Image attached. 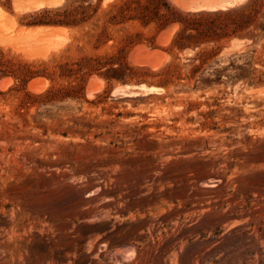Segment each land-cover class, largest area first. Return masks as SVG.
<instances>
[{"label": "rangeland", "instance_id": "rangeland-1", "mask_svg": "<svg viewBox=\"0 0 264 264\" xmlns=\"http://www.w3.org/2000/svg\"><path fill=\"white\" fill-rule=\"evenodd\" d=\"M177 1L0 0V264H264V37Z\"/></svg>", "mask_w": 264, "mask_h": 264}, {"label": "trees", "instance_id": "trees-1", "mask_svg": "<svg viewBox=\"0 0 264 264\" xmlns=\"http://www.w3.org/2000/svg\"><path fill=\"white\" fill-rule=\"evenodd\" d=\"M163 6L166 9H170V6L167 3H163ZM58 9H42L34 14L36 16H44L49 14H58ZM195 15H209L215 16L218 18H223L222 21L220 19L221 24V37H238V38H253L254 36L250 33L251 28L259 29L262 32V36L264 37V0H248L245 4L240 6L229 8L226 10H215V11H200L197 13H187L186 16H195ZM261 18V21L258 19ZM179 20H172L171 22ZM38 23H53L50 21H41ZM169 21L163 20L159 24L160 26H165ZM182 24V23H181ZM187 26L182 24V28L173 38L170 48L176 47L179 51H183L186 48L190 47V44L185 42L193 39V35H185L184 32ZM247 31V32H246ZM246 32V33H244ZM185 37V38H184ZM264 48V46H263ZM216 53L213 50H203L197 53L194 57L188 58L184 63H174L170 62L166 64L160 71L153 73V76L157 77V82L155 85L159 87H167L170 83H174L175 81H185L186 84H193V88L198 87H207L213 83H219L223 72L226 69L221 71L212 70L208 72V77L204 78L202 75L204 74V65L207 63V60L212 58ZM0 65L2 63L0 62ZM247 68L239 67V72L235 76L239 79H248L249 82L252 83H260L264 81V72L260 73L258 76H254L255 69L251 68L250 63H246ZM2 71V70H0ZM4 73V72H2ZM212 76V78H210ZM33 77V76H29ZM50 92V91H48ZM48 94V93H46Z\"/></svg>", "mask_w": 264, "mask_h": 264}, {"label": "bare ground", "instance_id": "bare-ground-1", "mask_svg": "<svg viewBox=\"0 0 264 264\" xmlns=\"http://www.w3.org/2000/svg\"><path fill=\"white\" fill-rule=\"evenodd\" d=\"M181 1L182 0H179V1H177V2H180V4H182L181 3ZM173 2V1H172ZM193 2H195V1H193ZM243 2V0H202V2L200 1V2H196L195 4H192V5H189V6H186L185 7V3L183 2V4H184V6L183 5H181V7L183 8V10L184 9H188V11H205V10H207V11H215V10H226V9H229V8H231V7H234V6H236V5H238V4H240V3H242ZM175 3V2H174ZM192 3V2H191ZM190 3V4H191ZM175 5L177 6L178 4L177 3H175ZM179 6V5H178ZM181 8V9H182ZM186 11V10H185ZM175 25V24H174ZM172 27V26H171ZM174 27V26H173ZM36 28V27H35ZM47 28H50V27H47ZM46 28V30L44 29V31H42V33H44L45 31H47L48 29ZM177 27H176V25H175V29H176ZM52 29V28H51ZM58 28H56V31H59V29L57 30ZM174 29V28H173ZM36 30V29H35ZM53 30H54V28H53ZM62 30V29H61ZM52 31V30H51ZM62 31H64V30H62ZM33 32H34V29H33V31H32V34H33ZM39 32V31H38ZM53 32H55V30L53 31ZM60 32V31H59ZM58 32V33H59ZM166 33H167V31H165ZM170 32V31H169ZM41 33V32H40ZM46 33H48V32H46ZM46 33H44V34H46ZM50 33V32H49ZM64 33V32H63ZM165 33V34H166ZM30 34V33H29ZM39 34V33H38ZM44 34L42 35V36H44ZM51 34V33H50ZM59 34H61V33H59ZM169 34V33H168ZM171 34H172V32L169 34V36H171ZM64 35V34H63ZM36 36V35H35ZM38 36V35H37ZM45 36H47V34L45 35ZM50 36V35H49ZM28 37H30V36H28ZM32 37V36H31ZM51 37V36H50ZM54 46H55V44H53ZM53 46V47H54ZM59 46V45H58ZM57 46V47H58ZM51 47V46H50ZM52 48V47H51ZM55 49V48H54ZM53 49V50H54ZM57 49V48H56ZM142 50V49H141ZM27 51H29V50H27ZM143 51V50H142ZM43 52H47V51H43ZM149 52V51H148ZM152 53V52H151ZM154 53V52H153ZM35 54V53H34ZM140 54V53H139ZM29 55V54H28ZM31 55H33V53L31 54ZM30 55V56H31ZM43 55V54H42ZM44 55H45V53H44ZM158 55V54H157ZM36 56H38V54L36 55ZM147 56V55H146ZM151 55H149L148 57H150ZM155 56V55H154ZM165 56V55H164ZM31 57H33V56H31ZM161 62V61H160ZM161 65V64H160ZM154 66V65H153ZM156 66V65H155ZM11 79V78H10ZM93 79H97V78H93ZM6 81H8V79H6ZM95 81V80H94ZM41 82H43V80L41 81ZM91 82V81H90ZM32 84H33V82H31ZM30 83V84H31ZM39 83V82H38ZM35 84V86L37 85L36 83H34ZM91 84V83H90ZM89 84V85H90ZM33 86V85H32ZM31 86V87H32ZM87 89H89V88H87ZM156 89V88H155ZM91 90V89H90ZM141 90V89H140ZM140 90H138V91H140ZM87 91H89V90H87ZM92 91V90H91ZM142 91V90H141ZM140 91V92H141ZM90 92V91H89ZM146 92H148V93H150V92H152V89H149V90H147ZM143 93V92H142ZM144 94V93H143Z\"/></svg>", "mask_w": 264, "mask_h": 264}]
</instances>
